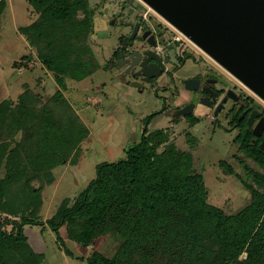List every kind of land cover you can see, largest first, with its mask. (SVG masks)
<instances>
[{"label":"rangeland","instance_id":"1","mask_svg":"<svg viewBox=\"0 0 264 264\" xmlns=\"http://www.w3.org/2000/svg\"><path fill=\"white\" fill-rule=\"evenodd\" d=\"M0 1V179L4 191L0 197V221L8 230L23 215L46 220L64 203L71 205L96 177L99 163L127 156V149L139 142L151 113L163 104L166 109L184 102V95L172 98L177 87H184L181 77L196 74L205 63L223 74L230 86L237 83L244 94L264 107L260 96L143 0H89L95 11L91 31H77L68 24L29 34L21 28L38 20L39 10L28 0ZM138 12L151 22H163L170 34L183 36L188 48L197 56L203 55V62L187 60L167 77L172 91L157 94L156 85L143 90L132 83L123 85L117 72L110 71L106 63L120 36L131 30L124 22ZM61 48L72 64L80 65L83 77L66 76L65 87L40 58L41 51L55 53ZM171 55L177 62L175 53ZM199 115L198 121L192 122L189 115L171 118L161 112L151 121V131L165 130L167 135L158 149L161 164L179 160V167L185 163L189 172L202 173L208 201L235 213L251 196L243 180L264 190L253 180L247 166L262 173L264 167L240 148L238 130L226 118L201 112ZM186 154L191 160L185 158ZM223 160L231 165L233 173L220 164ZM27 228L33 231L35 247L45 253L42 264H88L67 254L65 248L76 256L88 257L98 250L108 257L118 255L132 261L143 257L140 251L147 244L140 241V235L131 241L112 229L84 246L71 238L66 225L61 228L62 244L46 224Z\"/></svg>","mask_w":264,"mask_h":264},{"label":"trees","instance_id":"2","mask_svg":"<svg viewBox=\"0 0 264 264\" xmlns=\"http://www.w3.org/2000/svg\"><path fill=\"white\" fill-rule=\"evenodd\" d=\"M28 1L39 10L40 18L22 27L24 34L68 24L77 31L93 29L95 11L89 0ZM64 52L63 48L55 53L40 52L42 62L55 71L63 87L66 76L83 78L80 65L72 64ZM1 112L0 108V117ZM157 115L153 112L147 117L139 142L127 149L125 158L97 165L96 177L71 205L64 203L46 220L23 215L9 230L0 221V264H42L45 253L35 247L33 231L27 228L36 224L48 225L62 244L64 225L71 238L84 246L112 229L131 241L140 235V241L147 242L140 251L143 257L132 261L118 255L108 257L98 250L88 257L76 256L65 248L67 254L88 264H264V190L243 180L251 196L235 213L210 203L202 173L189 172L185 163L179 167V160L161 164L158 149L166 132L148 127ZM188 117L198 121L196 116ZM242 136H236L240 148L264 167L261 139L252 143L247 135L245 139ZM185 158L191 160L190 154ZM220 164L234 172L226 161ZM247 168L256 184L264 188V173ZM2 182L0 179V197Z\"/></svg>","mask_w":264,"mask_h":264},{"label":"flooded vegetation","instance_id":"3","mask_svg":"<svg viewBox=\"0 0 264 264\" xmlns=\"http://www.w3.org/2000/svg\"><path fill=\"white\" fill-rule=\"evenodd\" d=\"M125 24L130 27V32L125 36H120L121 40L118 46L106 61L110 71H116L122 79L123 85L138 82L143 85V87L136 86L139 90H143L148 85H156L157 94L159 91H172L167 77H171L173 71L183 67L187 60L204 61L203 55L197 56L195 50L188 48L182 40L183 36H173L167 25L159 20L151 22L147 16L144 17L143 13L140 15L138 12L132 20L124 22ZM136 26V35L132 38L131 34ZM146 32L148 34L145 37ZM151 37L155 44H151ZM173 53L177 56V62L172 60L171 54ZM156 74L158 75L155 76ZM188 78L194 79L197 88H186L185 80ZM180 81L184 87L182 89L177 87L176 94L172 98L177 99L184 95V102L166 109H163V104V107L156 111L158 115L164 112L169 117L175 118L173 115L179 109L186 105H192V111L185 115L199 117L201 116L199 112H201L205 115L213 114L215 118L224 117L233 129L238 130V135L239 133L243 134V139L246 138V135L252 143L261 139L260 144L263 148L264 107L250 95L244 94L237 83L230 86L224 75L214 66H209L208 63H205V66L196 74L181 77ZM217 109L219 110L216 114ZM252 113L254 114L250 119ZM261 120L262 124L258 128L261 134L255 135L254 129Z\"/></svg>","mask_w":264,"mask_h":264},{"label":"water","instance_id":"4","mask_svg":"<svg viewBox=\"0 0 264 264\" xmlns=\"http://www.w3.org/2000/svg\"><path fill=\"white\" fill-rule=\"evenodd\" d=\"M143 1L264 100V0ZM136 31L137 26L132 38ZM150 42L155 44L153 37ZM132 84L143 87L138 82ZM185 85L187 89L197 88L193 78L186 79ZM191 106L173 116L190 113ZM261 124L262 120L254 129L255 135L261 134Z\"/></svg>","mask_w":264,"mask_h":264},{"label":"bare ground","instance_id":"5","mask_svg":"<svg viewBox=\"0 0 264 264\" xmlns=\"http://www.w3.org/2000/svg\"><path fill=\"white\" fill-rule=\"evenodd\" d=\"M152 8V7H151ZM153 9V8H152ZM260 98V97H259Z\"/></svg>","mask_w":264,"mask_h":264}]
</instances>
